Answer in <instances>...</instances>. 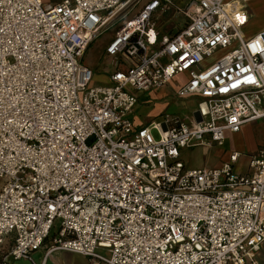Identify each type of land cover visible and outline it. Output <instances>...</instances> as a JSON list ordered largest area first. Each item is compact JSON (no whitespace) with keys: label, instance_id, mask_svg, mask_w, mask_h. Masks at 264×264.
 <instances>
[{"label":"built area","instance_id":"obj_1","mask_svg":"<svg viewBox=\"0 0 264 264\" xmlns=\"http://www.w3.org/2000/svg\"><path fill=\"white\" fill-rule=\"evenodd\" d=\"M174 1L122 22L102 84L82 58L132 0H0V264L61 250L91 264H260L264 149L214 167L186 166L181 150L264 119V29L246 35L240 0H184V25L159 42L151 19ZM180 76L200 118L135 125L138 94Z\"/></svg>","mask_w":264,"mask_h":264},{"label":"rangeland","instance_id":"obj_2","mask_svg":"<svg viewBox=\"0 0 264 264\" xmlns=\"http://www.w3.org/2000/svg\"><path fill=\"white\" fill-rule=\"evenodd\" d=\"M146 0H142L144 2ZM142 2L136 1L131 2L128 9L120 15L114 22L105 28L103 32L91 42L88 49L86 50V54L82 58V62L91 66L94 70V83H102L101 77H105L110 70L115 68L116 60L110 59L105 56L106 44L110 38V36L114 35L115 32L120 28L122 22L125 19L133 16L142 6ZM156 25L158 30L163 32L171 31L174 32L178 27L181 26L182 22L175 13H168L159 20H156ZM246 30L249 32L248 27ZM161 37L160 41L161 42ZM223 50L220 49L216 53H214L209 59L213 60L219 58L223 54ZM182 80L184 76L176 77L175 80ZM144 95L141 96L138 103V109L132 114V117L138 115L142 120L147 119L148 116H152L151 121H161L163 119L164 114L177 115L180 117H186L193 112V108L196 105V101L193 99H189L186 97H178L174 93V89L170 86L162 88L160 92L154 94L153 92H143ZM149 100V102L147 100ZM159 112H163V115H158ZM154 116V117H153ZM149 118V119H150ZM258 123L253 122L250 124L252 128L258 129L259 126H256ZM253 130L251 128H247L246 133L243 132L241 139L235 136L229 138L223 147L224 150H233L238 147V145L246 144L248 146L251 145V136H253ZM256 132V131H255ZM155 138H159V132L157 129H153L152 131ZM258 137H264V129L257 131ZM219 148L215 146L213 149L208 147H195L191 149L185 150L184 158L191 166H202L209 165L214 166L218 163L220 159V151L217 152ZM1 182V179H0ZM59 220L57 221V225L52 230L56 232L58 230ZM256 258L260 264H264V244L261 247V251L256 253ZM50 262L53 264H91L88 257L83 256L81 254H76L75 252H53L49 257Z\"/></svg>","mask_w":264,"mask_h":264},{"label":"crops","instance_id":"obj_3","mask_svg":"<svg viewBox=\"0 0 264 264\" xmlns=\"http://www.w3.org/2000/svg\"><path fill=\"white\" fill-rule=\"evenodd\" d=\"M136 1L138 2L140 0H132V2H136ZM150 1L151 0H146V1L142 2V0H141L142 6L137 11V13L142 9V7L146 3L150 2ZM240 1H241V4L245 7L247 13L249 14V21L244 27V31H245L246 35L250 36V35H253L256 32L264 29V0H240ZM184 3H185L184 0H175L173 2V4L168 5L167 7L160 6L159 8L156 9V11L154 12L153 17L151 19V24H152L154 30L157 32V35H158L159 39H160V37L163 38L164 36H170V35L174 34L176 31H178L184 25L185 17H184L183 14H181L179 12V10L177 8L178 5H184ZM170 12L175 13V16H177V18H179L181 21H183L181 26L178 27L172 33H171V31L163 32V31L158 30V27H157L155 21L163 18L165 16V14H168ZM247 27L249 29V32L246 30ZM114 35L110 36V38H109V40H108L106 45H108V43L114 37ZM104 54H105V56L107 58L112 59L110 56H108L106 54V49H105V53ZM113 70L114 69L110 70V72H108V74H106L105 77H101V79L103 81L102 84H108L110 82V74H111V72ZM179 82H180L179 79L178 80L173 79L171 82H169L167 85L163 86L162 88L170 86V87H172L174 89V93L177 95V89H178ZM162 88L157 89L155 91H148V92H153L154 94H157L158 92H160V90ZM138 95H139L138 102L135 105L134 110L130 114V116L133 119L135 125L143 126V125H147L148 123L151 122V118L150 117H152V116H148L146 120L145 119L142 120L138 115H135L134 117H132V114L138 109L139 99L144 94L142 92H140ZM187 98L195 100L196 101V105L193 108V112L190 115H187L186 117H184V119H187L188 121L190 119H193L194 117L199 119L200 118L199 113H196L199 99L197 97H187ZM147 101L149 102V100H147ZM163 114H164L163 112H161V113L159 112L158 115H163ZM181 118H183V117H181ZM253 122H257L258 124L256 126H259L260 128H258L257 130L252 128V126L250 125L252 123V121H250V122H247V123L243 124L241 129L238 132H230V131H228L226 133L225 141H224V143L222 145L195 146V147H208V148L213 149L215 146H217L219 148L217 150V152L220 151L219 153H221V151H222V153L219 155L220 159H219L218 163L215 164L214 166H220L222 164V162L224 160L228 159L229 156L231 155V153H233V152L241 153L240 162L244 164L248 160V154L254 153V152L258 151L259 149H264V137H258V135H257V131L258 130H263L264 129V119L255 120ZM248 127L253 130V132H252L253 136H251L252 143H251L250 146H248L246 144H241V145H238V147L234 148L233 150H224L223 151V147L225 146V144H226V142H227V140L229 138H231L232 136H235V137H238V138L241 139L243 132L246 133V130H247ZM195 147H185V148H183L181 150V157H182L183 161L185 162L186 166H189V167H200V166H191V165H189L188 162L186 161V158H184V156H183L184 153H185V150L191 149V148H195ZM202 166H209V165H202ZM260 251H258L257 253H259ZM54 252H56V251H54ZM59 252H63V251L61 250ZM64 252H68V251H64ZM70 253H72V252H70ZM45 254H46V247L44 246V247L40 248L39 250H36L35 252H33L32 257H33L34 261H36L37 263H40V262H42ZM50 256L51 255L48 256V258L46 260V264H53V263L50 262V259H49ZM15 264H33V261H31L30 259H21V260L17 261Z\"/></svg>","mask_w":264,"mask_h":264}]
</instances>
